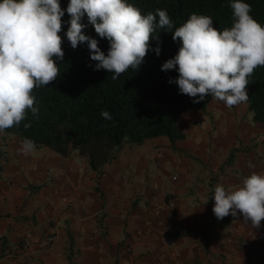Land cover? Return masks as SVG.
Returning a JSON list of instances; mask_svg holds the SVG:
<instances>
[{
	"label": "crops",
	"instance_id": "crops-1",
	"mask_svg": "<svg viewBox=\"0 0 264 264\" xmlns=\"http://www.w3.org/2000/svg\"><path fill=\"white\" fill-rule=\"evenodd\" d=\"M179 126L183 139L124 142L100 175L77 150L24 152L0 132V264H264V219H218L211 197L264 174V125L213 96Z\"/></svg>",
	"mask_w": 264,
	"mask_h": 264
},
{
	"label": "clouds",
	"instance_id": "clouds-1",
	"mask_svg": "<svg viewBox=\"0 0 264 264\" xmlns=\"http://www.w3.org/2000/svg\"><path fill=\"white\" fill-rule=\"evenodd\" d=\"M233 22L223 30L213 26L209 15L192 13L179 27L166 9L142 14L129 0H69L63 9L60 0H0V132L18 126L28 111L39 112L33 89L47 86L60 74L56 60H63L62 23L70 26L64 34L72 48L87 42L95 69L111 72L118 79L130 67L139 68L151 49L156 29H174L172 39L179 45L174 57L167 59L162 71L175 70L170 78L182 94L198 103L212 95L233 107L249 99V77L264 66V24L253 17L247 0H229ZM65 11L70 20L62 21ZM94 26L100 38L109 42L107 54L99 40L85 35L82 18ZM154 51L160 54L159 44ZM101 115L111 119L103 110ZM30 127V123L25 124ZM26 139L22 151L29 152ZM213 213L218 219L242 214L246 222L261 226L264 219V174L252 173L242 185L214 189Z\"/></svg>",
	"mask_w": 264,
	"mask_h": 264
},
{
	"label": "trees",
	"instance_id": "trees-1",
	"mask_svg": "<svg viewBox=\"0 0 264 264\" xmlns=\"http://www.w3.org/2000/svg\"><path fill=\"white\" fill-rule=\"evenodd\" d=\"M252 5L251 14L264 24V0H247ZM69 0H60L61 7L67 8ZM142 14L166 9L176 27H179L192 13L209 15L213 26L223 30L233 22L229 0H129ZM70 20L65 11L62 21ZM85 35L99 40V47L109 48L106 38H100L87 17ZM68 23H62L60 35L63 38V60H56L60 74L47 86L33 89L35 106L39 112L27 117L18 126L4 130L14 133L20 139L43 144L63 155L77 150L88 157L90 168L101 174V167L110 161L117 149L124 143H143L145 140L164 136L170 141L183 139L185 132L179 126V116L187 109L204 111L212 95L198 103L195 98L182 94L170 78L178 77L173 70L162 71L161 65L178 52L179 45L172 39L174 29H156L150 40L151 49L139 68H129L118 79L105 69L96 70V61L90 58L87 42L72 48L64 35ZM159 44L161 51H154ZM248 109L252 119L264 125V66L257 67L249 77ZM103 110L111 119L101 115ZM30 123V127L25 124Z\"/></svg>",
	"mask_w": 264,
	"mask_h": 264
},
{
	"label": "built area",
	"instance_id": "built-area-1",
	"mask_svg": "<svg viewBox=\"0 0 264 264\" xmlns=\"http://www.w3.org/2000/svg\"><path fill=\"white\" fill-rule=\"evenodd\" d=\"M43 240L46 244H50L52 242V237L51 235L49 234H46L44 237H43ZM24 242V245H28L29 244V241L28 240H25L23 241Z\"/></svg>",
	"mask_w": 264,
	"mask_h": 264
},
{
	"label": "rangeland",
	"instance_id": "rangeland-1",
	"mask_svg": "<svg viewBox=\"0 0 264 264\" xmlns=\"http://www.w3.org/2000/svg\"><path fill=\"white\" fill-rule=\"evenodd\" d=\"M221 101V100H220ZM247 103V102H246Z\"/></svg>",
	"mask_w": 264,
	"mask_h": 264
}]
</instances>
